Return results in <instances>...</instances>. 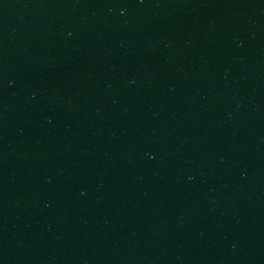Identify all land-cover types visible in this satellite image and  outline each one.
I'll list each match as a JSON object with an SVG mask.
<instances>
[{"label":"water","instance_id":"water-1","mask_svg":"<svg viewBox=\"0 0 264 264\" xmlns=\"http://www.w3.org/2000/svg\"><path fill=\"white\" fill-rule=\"evenodd\" d=\"M264 254V0H0V264Z\"/></svg>","mask_w":264,"mask_h":264}]
</instances>
